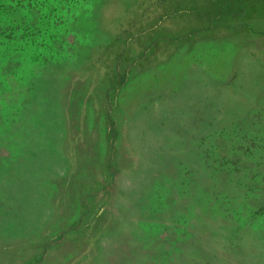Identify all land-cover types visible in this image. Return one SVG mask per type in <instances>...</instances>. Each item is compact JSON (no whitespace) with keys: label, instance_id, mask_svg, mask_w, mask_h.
<instances>
[{"label":"rangeland","instance_id":"1","mask_svg":"<svg viewBox=\"0 0 264 264\" xmlns=\"http://www.w3.org/2000/svg\"><path fill=\"white\" fill-rule=\"evenodd\" d=\"M0 13V264H264V0H29Z\"/></svg>","mask_w":264,"mask_h":264},{"label":"trees","instance_id":"2","mask_svg":"<svg viewBox=\"0 0 264 264\" xmlns=\"http://www.w3.org/2000/svg\"><path fill=\"white\" fill-rule=\"evenodd\" d=\"M18 4H30L29 0H0V13Z\"/></svg>","mask_w":264,"mask_h":264}]
</instances>
